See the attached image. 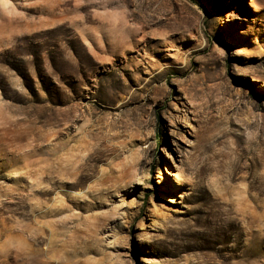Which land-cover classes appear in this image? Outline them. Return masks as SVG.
I'll use <instances>...</instances> for the list:
<instances>
[{"label":"rangeland","instance_id":"obj_1","mask_svg":"<svg viewBox=\"0 0 264 264\" xmlns=\"http://www.w3.org/2000/svg\"><path fill=\"white\" fill-rule=\"evenodd\" d=\"M0 264H264V0H0Z\"/></svg>","mask_w":264,"mask_h":264},{"label":"trees","instance_id":"obj_2","mask_svg":"<svg viewBox=\"0 0 264 264\" xmlns=\"http://www.w3.org/2000/svg\"><path fill=\"white\" fill-rule=\"evenodd\" d=\"M158 138H159V141H161V134L158 133Z\"/></svg>","mask_w":264,"mask_h":264},{"label":"bare ground","instance_id":"obj_3","mask_svg":"<svg viewBox=\"0 0 264 264\" xmlns=\"http://www.w3.org/2000/svg\"><path fill=\"white\" fill-rule=\"evenodd\" d=\"M56 119V118H55ZM61 120V118H59L58 120H57V122H59Z\"/></svg>","mask_w":264,"mask_h":264}]
</instances>
